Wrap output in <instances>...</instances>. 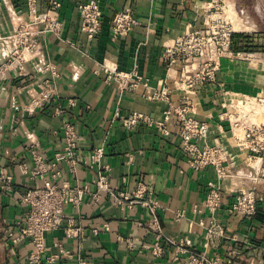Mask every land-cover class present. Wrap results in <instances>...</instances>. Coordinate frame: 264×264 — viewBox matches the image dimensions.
<instances>
[{
	"label": "crops",
	"instance_id": "1",
	"mask_svg": "<svg viewBox=\"0 0 264 264\" xmlns=\"http://www.w3.org/2000/svg\"><path fill=\"white\" fill-rule=\"evenodd\" d=\"M58 1L61 8L50 11V3ZM90 0H36L38 13L63 23L60 36L39 33L34 39L36 53L25 70L16 67L3 70L6 57L0 46V169L13 177V190L0 187V264H182L187 253L176 259L168 254L156 257L152 245L157 233L149 226L153 216L140 205L121 207L107 195L94 198L98 167L92 164L94 151L105 145L103 164L108 166L109 184L113 189L131 196L139 182L153 192L159 207L157 218L166 238L187 240L190 249L221 257L224 262L238 250L233 264H264V179L252 182L255 170L264 161H255L233 145L230 123L225 121L226 107L237 96L262 98L255 113L240 115L247 125L264 124V0H97L102 5L103 24L98 40L88 46L80 30L79 5ZM28 0H0V28L12 33L30 21ZM128 8L134 10L140 25L127 37L113 39L114 16ZM215 24L232 21L235 47L241 56L221 59L216 81L198 86L191 99L194 117L209 124L207 143L223 145L231 153L230 177L223 183V202L215 218L224 227L225 236L209 246L208 227L211 214L205 209L208 184L217 182L212 168L194 172L182 153V141L176 120L169 124L170 136H161L147 123L127 130L116 113L126 118L140 113L155 122L164 120L168 108L165 101L146 98V89L139 84L133 91L120 93L104 82V74L96 72L100 65H114L122 72L137 69L143 82L152 90L168 88L174 104L179 105L184 92L169 79L164 51L185 34L189 25L202 27L204 21ZM39 29L38 26L35 27ZM48 63L58 67L61 78L55 81L54 95L43 108L33 109V100L50 77L43 72ZM174 77V76H173ZM57 111L63 113L57 114ZM236 119L234 115L231 117ZM76 126L78 158L74 173L59 164L60 185L83 189L77 207L65 210L64 228L46 236L47 251L41 263L30 262L33 246L28 241L17 245L9 238L16 232L26 211L22 195L28 189L44 186L42 177H34L32 148L52 160L64 147L65 123ZM238 135L242 136L239 131ZM202 146V144H201ZM22 166L29 170L23 173ZM51 175V173L49 174ZM48 175V176H49ZM255 187L261 200L254 219L231 214L233 190ZM182 215V217H179ZM76 231L68 237L65 228ZM125 240L133 242L129 246Z\"/></svg>",
	"mask_w": 264,
	"mask_h": 264
},
{
	"label": "built area",
	"instance_id": "2",
	"mask_svg": "<svg viewBox=\"0 0 264 264\" xmlns=\"http://www.w3.org/2000/svg\"><path fill=\"white\" fill-rule=\"evenodd\" d=\"M27 6L30 18L28 23L19 25L10 34H3L0 28V46L7 59L3 70L12 67H16L20 71L25 70L28 59L36 53L37 43L34 37L37 34L54 33L56 36L62 34L63 23L50 20L47 14L38 13L36 0H28ZM60 8L61 4L58 1L50 3V11L57 12ZM78 11L80 30L85 35L88 46L92 47L102 31V5L97 0H90L80 4ZM210 21H204L202 27L189 25L185 34L164 51V63L168 77L173 79L175 85L184 92L179 105L173 103L168 88L152 90L148 82H143L137 69L122 72L116 66L104 63L96 72V74L103 73L105 84L117 89L121 94L133 91L139 84H143L147 99L168 103L162 122H155L140 113H132L126 118H121L120 114L116 113L115 121L121 120L123 126L129 131H133L140 123L145 122L151 128H155L161 136L168 137L171 133L169 124L172 120H176L179 127V138L183 143L182 153L190 168L196 173L210 168L214 170L217 182L208 184L205 201V209L211 214L207 230L209 246L216 244V240L225 236L224 227L219 225L215 215L223 202V183L230 177L228 163L231 153L223 145L207 143L209 124L194 117L195 106L191 97L196 94L198 86L216 81V73L220 69L221 59H234L241 56L242 52L233 49V35L236 31L231 20L223 24H215ZM139 25L140 22L133 9L128 8L117 13L112 23L113 39L127 37ZM36 26L39 27L38 30L35 29ZM3 70L0 69V72ZM43 72L50 78L44 81V88L33 100L32 111L43 108L51 101L54 95L55 81L61 78V73L54 64H46ZM262 102L263 99L259 97L237 96L230 100L226 107L227 112L223 114V116H227L225 121L230 123L233 145L241 152L248 153L251 159L260 162L264 161V124L247 125L239 117L246 113L257 112L256 109ZM60 113L63 112L57 111V114ZM234 115L237 117L236 119L231 118ZM63 130L64 147L61 152L55 155L54 159H46L38 153L36 147L32 148L31 155L35 167L31 174L34 177H42L44 186L28 189L22 195L21 201L26 207L23 220L17 225L16 232H10L8 235L14 245L22 241L31 243L33 250L30 254V262L33 263H41L47 251L45 244L47 234L64 228L66 208L69 205L77 207L80 203L81 193L90 192L87 187L81 189L71 187L67 183L60 185L56 182L61 177V173L57 170L59 164L67 165L70 172L74 173L80 162L77 152L79 135L76 126L67 122ZM239 131L242 136L238 135ZM104 156L105 145L96 149L91 157L92 164L98 167V176L95 181L97 192L94 194V198L98 199L105 194L118 206L140 205L148 209L153 216L149 228L157 233L156 242L151 248L153 255L162 257L167 254L169 247H173L174 252L168 254L173 259H176L179 253L188 254V258L182 264H233V258L238 255V250L232 251L230 257L224 262L221 257H211L206 253L191 250V244L187 240L166 238L156 215L159 204L155 200L154 193L148 191L147 185L142 181L139 182L138 189L131 196L123 191L113 189L107 175L110 169L103 164ZM22 168L23 173H29L30 169L26 166H22ZM50 173L51 175H49ZM251 179L254 184L263 180L264 167L255 170ZM0 187L5 192L13 190V177L3 169H0ZM233 194L234 200L229 212L245 219H254L258 214V203L261 200L256 188H239L233 190ZM65 233L68 237H72L76 231L69 225L68 228H65ZM125 242L129 246H133V242L130 240H125ZM57 259L58 256H51L48 261L53 264Z\"/></svg>",
	"mask_w": 264,
	"mask_h": 264
},
{
	"label": "trees",
	"instance_id": "3",
	"mask_svg": "<svg viewBox=\"0 0 264 264\" xmlns=\"http://www.w3.org/2000/svg\"><path fill=\"white\" fill-rule=\"evenodd\" d=\"M241 37H242V36L239 35V34H234V35H233V49H234L235 51H241V50H242V49H240V48L235 47V44H234L235 38H241Z\"/></svg>",
	"mask_w": 264,
	"mask_h": 264
}]
</instances>
